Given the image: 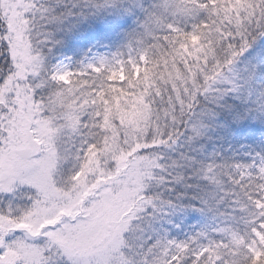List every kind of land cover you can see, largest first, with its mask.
<instances>
[{
  "label": "snow or ice",
  "instance_id": "obj_1",
  "mask_svg": "<svg viewBox=\"0 0 264 264\" xmlns=\"http://www.w3.org/2000/svg\"><path fill=\"white\" fill-rule=\"evenodd\" d=\"M81 21L100 34L139 29L154 43L127 59L118 53L114 64L100 57L77 71L50 69L52 33L43 29ZM190 37L199 48L192 60L177 47ZM0 55V264H264V0H0ZM141 68L160 109L152 88L143 92V73L132 80ZM170 68L176 78L161 91L152 77ZM129 92L142 100L143 129L121 123L132 102L117 99ZM225 141L259 150L241 143L245 159L233 153L230 163L204 165L208 144L216 157ZM219 166L255 193L219 212L212 231L230 238L196 244L224 202L210 208L202 193ZM247 206L255 214L240 236L234 213ZM121 212L124 227L109 230ZM193 213L201 221L179 238L174 230Z\"/></svg>",
  "mask_w": 264,
  "mask_h": 264
},
{
  "label": "trees",
  "instance_id": "obj_2",
  "mask_svg": "<svg viewBox=\"0 0 264 264\" xmlns=\"http://www.w3.org/2000/svg\"><path fill=\"white\" fill-rule=\"evenodd\" d=\"M42 3L48 5V3L52 4L53 0H41ZM49 4V5H50ZM173 17L169 16L168 20H172ZM176 20L180 21L181 25L183 26L184 19L180 16L175 17ZM188 23H191L189 20ZM50 32L54 37V46L55 49L63 54L73 57L74 59L81 58L90 48L94 46H103L107 47L113 53H122L123 55L126 54L130 50L139 49L142 50L146 45H152L154 40L151 36H144L143 34L137 35L136 33L140 32L141 30L137 29L136 32H130L132 29H116L104 34L95 33L93 32L92 26L89 22L81 21L76 27L72 28L70 23H64L61 25H51ZM151 31L155 35H160V26L153 25ZM139 41V42H138ZM178 50L180 53L186 55L189 60L193 59V51L199 50L198 48V39L195 37H190L186 41H183L182 44L178 45ZM199 55V54H198ZM197 56V55H195ZM6 61L4 60L3 55H0V64H4ZM168 64L171 65V59L168 60ZM151 67V66H148ZM163 69V65L161 66ZM169 72L171 76H169ZM140 75V74H139ZM144 75V83L142 85L143 92L147 93L149 88H152L153 93L157 97V107H161L159 103L160 91L156 90L155 85H151L149 83L150 76L149 73L145 71L143 72ZM175 75L174 69H167L162 71V73L154 74L152 78L155 79L156 85L160 86V90L162 91L166 84H170V81L174 78ZM125 79V78H124ZM123 79V80H124ZM137 77L132 75V80L136 81ZM118 83V82H117ZM129 88L133 87L132 83H129ZM120 99H124L125 103L129 101L137 102L136 97L132 95L131 92L127 94V98L121 97L117 99V104H119ZM243 143L245 145H250L251 148L259 149L258 145L252 144L250 141H232L230 144L229 142L225 141L222 145L217 142L215 147L218 149L219 155L216 157H211L213 151V145L208 144L206 151L204 152L203 156L200 157L203 160L204 165H222L223 161L231 157L229 154H226L228 149H233L240 147V144ZM249 148V147H247ZM164 151V148L160 149ZM159 150V151H160ZM227 168L223 166L215 167L213 171H209L207 173V179L201 181L202 183V193L203 198L207 200L208 206L210 208L216 209V204L220 200L221 197H224V202L219 205V208L215 210V212H209V224L211 227H205L201 230L202 240L197 241L196 244H208L212 239H222V238H230V234L225 233L224 237L218 236L213 233L212 228L216 225L221 223V218L219 216V212L227 211L229 207H240L241 205H248V201L246 199L245 194L249 192L255 193V189L252 188V185L249 184L247 180L241 181V184H244L245 187L242 189L241 184L235 183V180L230 181L228 174L231 172H227ZM197 175V179H200V175L202 173H194ZM155 191H163V188H156ZM226 193H232V195H226ZM232 200H239L240 203L236 205H231L229 202ZM254 209L251 206H247L245 211L243 212H236L234 213L236 220L232 223V230L238 231L240 236H243L246 231L245 222L247 220L252 219L254 215ZM213 216L215 219H213ZM201 221V217L198 214H190L188 218L183 222L179 233L175 232L174 234L177 235L181 239H185V234L189 233L193 230V228ZM195 246V245H193ZM237 256L236 259L242 258V249H237Z\"/></svg>",
  "mask_w": 264,
  "mask_h": 264
},
{
  "label": "rangeland",
  "instance_id": "obj_3",
  "mask_svg": "<svg viewBox=\"0 0 264 264\" xmlns=\"http://www.w3.org/2000/svg\"><path fill=\"white\" fill-rule=\"evenodd\" d=\"M49 4L50 3H48V5ZM51 27H52L51 25H47V26H45V28L43 30L50 32ZM50 39L52 41V44L49 45V47H51V51L49 52L47 50V48L45 49L46 63L50 69L53 67L63 68L64 65H68V66H70L72 71H77L81 67V63H83L84 65H87L89 63L95 64L98 62L100 57H105L106 62L108 64H114L116 60H119L121 58V56L119 54H117L114 57L113 56L114 53L111 52V50L107 47L94 46V47L90 48L81 58L74 59L73 57H69V56L63 54L62 52H59L58 50H56L55 46H54V37L52 35H51ZM138 51H139V49L128 51L126 54L123 55V59H127L129 57V55L136 56ZM197 51L198 52H196V50L193 51V54H194L193 58L195 57V55L199 54V50H197ZM117 67H119V65H117ZM143 72H144V68H141L139 70V72H133V75L135 77H137L139 74H141ZM77 74L79 75L78 72H77ZM68 75H70V74H66L65 84L68 83ZM96 75H97V77H99L100 74L96 73ZM173 77H174L173 79L176 78V73ZM113 78L116 79L117 82L119 83L120 81H122L125 78V76H124V73L121 71L119 74L114 73ZM71 87L72 86L69 85V88H71ZM66 94H67V91H66ZM156 109H160V107H157ZM145 117H146V112L142 106V100H137V102H134L133 105L131 104V110L130 111L121 113V123H127L130 128H141V129H143L147 125V120L145 119ZM253 149H255L257 151L259 150L257 148H253ZM247 151H249V148H247V147L241 149L240 147L235 148V146H234L233 149H228L226 151V154H229L230 156H232L233 153H235L237 156V159L242 160V159H245V157L241 153L247 152ZM159 154L164 155V156L175 155V153L172 149H164V151L160 150ZM165 162H166L165 160L161 161V163H165ZM225 162L230 163V161H227V159L223 161V163H225ZM229 171H231V172L228 174V177H230V176L232 177L231 181L236 180L238 177V173L234 172L231 167H228L227 172H229ZM133 211H134V208H133ZM125 219H126V217H124L122 215V212H121V214L116 215L113 219H109L107 227L109 228V230H112V229L121 230L124 227L123 221ZM178 233H179V231H178ZM201 240H202V236L200 235L199 237H197L196 242L201 241Z\"/></svg>",
  "mask_w": 264,
  "mask_h": 264
}]
</instances>
